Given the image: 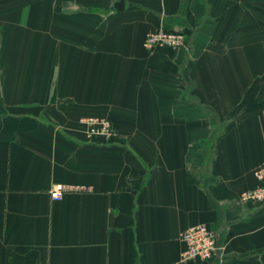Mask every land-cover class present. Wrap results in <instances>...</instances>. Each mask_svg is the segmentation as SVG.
I'll use <instances>...</instances> for the list:
<instances>
[{
    "label": "crops",
    "instance_id": "1",
    "mask_svg": "<svg viewBox=\"0 0 264 264\" xmlns=\"http://www.w3.org/2000/svg\"><path fill=\"white\" fill-rule=\"evenodd\" d=\"M262 166L264 0H0V264H264Z\"/></svg>",
    "mask_w": 264,
    "mask_h": 264
},
{
    "label": "built area",
    "instance_id": "2",
    "mask_svg": "<svg viewBox=\"0 0 264 264\" xmlns=\"http://www.w3.org/2000/svg\"><path fill=\"white\" fill-rule=\"evenodd\" d=\"M186 34L181 30L158 29L147 34L144 40V46L149 50L156 47H170L179 49L186 47ZM86 125V132L89 136L99 135L109 137L113 133L112 122L108 118H88L83 119ZM260 184L254 188L245 191L242 196L246 200L264 202V166L255 171ZM66 187L56 185L51 191L54 199L62 198ZM186 248L182 253V260L206 261L210 259L219 249L216 233L205 223H199L185 229L181 234Z\"/></svg>",
    "mask_w": 264,
    "mask_h": 264
},
{
    "label": "water",
    "instance_id": "3",
    "mask_svg": "<svg viewBox=\"0 0 264 264\" xmlns=\"http://www.w3.org/2000/svg\"><path fill=\"white\" fill-rule=\"evenodd\" d=\"M118 4L122 6L124 3H123V1H121V2H120V3H118ZM119 5H116V6H117V8H118V6H119Z\"/></svg>",
    "mask_w": 264,
    "mask_h": 264
}]
</instances>
